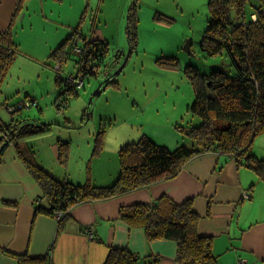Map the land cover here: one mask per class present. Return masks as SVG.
<instances>
[{
  "label": "rangeland",
  "instance_id": "1",
  "mask_svg": "<svg viewBox=\"0 0 264 264\" xmlns=\"http://www.w3.org/2000/svg\"><path fill=\"white\" fill-rule=\"evenodd\" d=\"M132 1L87 0V9L78 14L75 26L71 25L72 39L78 40V46L80 32L85 37L99 32L109 36V50L111 55L115 53L116 63L113 59L108 68L103 63L94 75L81 76L78 53L71 52L65 62H53L51 58L47 63L53 67H49L43 60L29 59V55L16 48L18 54L0 83V129L11 122L13 112L14 119H27L22 125L33 121L38 125L51 123L48 131L26 136V144L32 145L37 161L53 173L63 164L48 147L55 142H68L63 168L67 172L66 180L74 184L90 181L96 187L110 185L95 182L97 179L108 181L117 171L116 179L120 147L144 136L171 151L182 146L192 148L194 143L182 127L197 125L199 118L188 110L195 94L186 66L194 67L199 73L232 70L225 50L213 56L204 55L200 50V38L208 20V0H134L137 40L133 47L125 29ZM67 3L65 0L61 8L56 7L52 20H65ZM257 5L258 0L245 1V8L253 9ZM41 33L39 29L35 39ZM126 55L129 57L121 71L114 75L113 81L107 79L108 70L110 74L117 71ZM20 59L30 60L31 65ZM57 64L58 69L54 66ZM42 66L38 76L37 67ZM59 75L63 77L62 86L55 84V77ZM68 76L82 78L80 86L70 83L75 87L74 94L63 92ZM31 97L39 102V107L27 103ZM60 98L67 99V104L58 109L56 104L61 103ZM5 102H22V107L6 109L2 106ZM249 148L255 156L264 158V132L254 136ZM103 173L106 179H100Z\"/></svg>",
  "mask_w": 264,
  "mask_h": 264
},
{
  "label": "crops",
  "instance_id": "2",
  "mask_svg": "<svg viewBox=\"0 0 264 264\" xmlns=\"http://www.w3.org/2000/svg\"><path fill=\"white\" fill-rule=\"evenodd\" d=\"M64 2L0 0V34H8L11 44L20 53L29 55V59L43 60L44 64L53 67L47 63L51 61V51L72 37L71 25L79 19L78 14L87 9V0H68L64 9L65 20H52L53 11L56 7L61 8ZM253 9L246 8V14ZM76 28L79 29L78 24ZM39 29L42 33L35 39ZM108 37L99 32L85 38L100 39L108 44ZM77 41L71 39L66 49L69 51L72 43L79 48ZM80 41L82 44V38ZM35 48L39 52H35ZM73 48L72 52L79 53ZM67 55L63 54L62 62L68 58ZM111 56L115 62V53ZM20 60L31 65L30 60ZM42 68L37 67L38 76ZM30 99L39 107L34 97ZM10 105L15 104H2L6 109ZM13 113L10 123L16 121ZM33 124L37 123L33 121ZM7 131L6 128L0 129V134ZM48 148L56 157L57 142ZM0 159V264H103L110 247L131 251L138 259L137 264H178L174 241H148L141 228L129 227L118 218L121 206L151 203L161 195L177 203L191 200L193 210L200 217L199 233L212 237L211 249L216 264H233L239 259H242L239 264H264V180L238 164L233 157L207 152L190 159L172 178L161 179L112 198L77 203L70 208L69 219L60 228L54 216L35 211L36 206L47 203L41 188L17 157L14 148H4ZM37 163L54 177L68 179L63 168L65 164L52 173ZM116 174L117 171L108 181L93 179L95 183L108 185ZM105 177L103 173L100 179ZM246 195L248 197L244 198ZM86 227H91V237L85 231ZM33 258L45 261H25Z\"/></svg>",
  "mask_w": 264,
  "mask_h": 264
},
{
  "label": "trees",
  "instance_id": "3",
  "mask_svg": "<svg viewBox=\"0 0 264 264\" xmlns=\"http://www.w3.org/2000/svg\"><path fill=\"white\" fill-rule=\"evenodd\" d=\"M245 1L207 2L208 20L200 38V50L207 56L221 54L225 50L232 70L227 72L224 69H213L199 73L194 67L186 66V73L195 94L188 110L199 118L197 125L182 127L184 134L194 143L192 148L182 146L171 151L144 136L137 142L120 147L118 176L110 185L96 187L90 181L78 185L64 177L56 178L43 169L35 159L32 145L26 144V136L48 131L51 123L21 125L20 119L5 127L8 131L2 135L9 142L7 146L14 148L17 157L43 192L47 204L36 206V212L48 216L60 212L59 218H56L60 228L69 219V210L75 204L112 198L161 179L172 178L193 157L213 151L235 158L238 164L252 170L259 179L264 180V160L249 150L254 136L264 132V0H258L254 11L248 14ZM134 2L133 0L129 7L125 27L128 42L132 47L136 45L137 40ZM71 39L72 37L51 51L50 57L54 61L61 62L63 54L66 56L72 52L73 43L69 51L66 49ZM82 40L78 53V74L94 75L97 73L96 68L99 69L103 63L109 67L110 63L106 62L111 54L107 42L85 37H82ZM16 51L8 34L1 33L0 83L5 77L8 65L18 54ZM62 79L59 75L56 84H60ZM107 79H114L109 70ZM74 89L75 87L70 85L66 93L74 94ZM63 99L61 101L60 98L61 103L56 104V108L60 109L67 104V99ZM26 120L23 118L22 121ZM68 147V142H57L56 159L61 164L66 162ZM192 206L190 199L177 203L168 196L161 195L151 203L121 206L118 218L129 227L141 228L148 241H174L177 246L175 259L178 264H216L211 249L212 237L199 233L200 217ZM137 260L126 248L110 247L103 264H137ZM240 260L242 259L233 264ZM25 261L41 263L45 260L33 258Z\"/></svg>",
  "mask_w": 264,
  "mask_h": 264
},
{
  "label": "built area",
  "instance_id": "4",
  "mask_svg": "<svg viewBox=\"0 0 264 264\" xmlns=\"http://www.w3.org/2000/svg\"><path fill=\"white\" fill-rule=\"evenodd\" d=\"M263 13H264V7H263ZM73 51L75 50L76 52H79V48H77L76 46H74L73 45ZM59 67H60V65H59ZM58 67V65H57V69L59 68ZM65 82H67V83H72V84H74L75 86H80L81 85V82H82V78H78V77H71V76H68L66 79H65ZM27 103L29 104V105H35L36 104V102H34V101H32V100H30L29 99V101H27ZM22 107V102H18L17 104H15V105H10V106H8L7 108H10V110H13V109H15V108H21ZM245 197H248L247 195L246 196H244V198ZM60 212H57V213H55L54 214V217L55 218H59V216H60ZM85 231L87 232V234H88V236L89 237H91L92 236V229H91V227H86L85 228ZM238 262H240V261H238ZM236 263V264H239V263Z\"/></svg>",
  "mask_w": 264,
  "mask_h": 264
},
{
  "label": "water",
  "instance_id": "5",
  "mask_svg": "<svg viewBox=\"0 0 264 264\" xmlns=\"http://www.w3.org/2000/svg\"><path fill=\"white\" fill-rule=\"evenodd\" d=\"M184 49H185V51H187V47H185ZM124 58H125V61L123 62V64H121V65L119 66V69H118L117 71H115V72L112 73L113 75H115V74H117V73H119V72L121 71L122 67L124 66L125 62H126L127 59H128V56L126 55ZM124 58H123V59H124ZM111 80H112V79H111ZM28 124H30V123H28ZM31 124H32V123H31ZM1 140H3V142L0 143V151H2V150L4 149V147L7 146L8 143H9L8 140H7V138H3V135H0V141H1Z\"/></svg>",
  "mask_w": 264,
  "mask_h": 264
},
{
  "label": "flooded vegetation",
  "instance_id": "6",
  "mask_svg": "<svg viewBox=\"0 0 264 264\" xmlns=\"http://www.w3.org/2000/svg\"><path fill=\"white\" fill-rule=\"evenodd\" d=\"M76 47H77V46H76ZM77 48H78V47H77ZM113 59H114V57L111 56L110 59L107 60L106 64L110 63V61H113ZM107 68H108V66H107ZM106 77H107V76H106ZM66 86H67V88H66L65 90L68 91L69 86H70V83H67V82H66ZM65 90H64V91H65ZM0 135H1V134H0ZM3 136H4V135H3ZM5 136H6V135H5ZM6 137H7V136H6ZM1 141L3 142V140H1ZM2 142H0V143H2Z\"/></svg>",
  "mask_w": 264,
  "mask_h": 264
}]
</instances>
